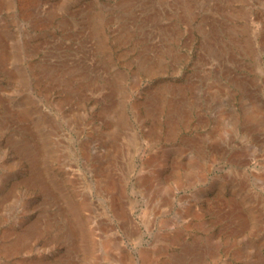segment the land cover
I'll use <instances>...</instances> for the list:
<instances>
[{
	"label": "rangeland",
	"instance_id": "374dc122",
	"mask_svg": "<svg viewBox=\"0 0 264 264\" xmlns=\"http://www.w3.org/2000/svg\"><path fill=\"white\" fill-rule=\"evenodd\" d=\"M0 264H264V0H0Z\"/></svg>",
	"mask_w": 264,
	"mask_h": 264
},
{
	"label": "bare ground",
	"instance_id": "6f19581e",
	"mask_svg": "<svg viewBox=\"0 0 264 264\" xmlns=\"http://www.w3.org/2000/svg\"><path fill=\"white\" fill-rule=\"evenodd\" d=\"M192 248V247H191Z\"/></svg>",
	"mask_w": 264,
	"mask_h": 264
}]
</instances>
